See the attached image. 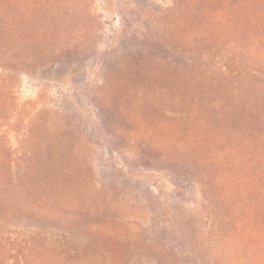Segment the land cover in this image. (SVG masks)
I'll use <instances>...</instances> for the list:
<instances>
[{"label": "rangeland", "instance_id": "rangeland-1", "mask_svg": "<svg viewBox=\"0 0 264 264\" xmlns=\"http://www.w3.org/2000/svg\"><path fill=\"white\" fill-rule=\"evenodd\" d=\"M263 83L264 0H0V264H264Z\"/></svg>", "mask_w": 264, "mask_h": 264}, {"label": "trees", "instance_id": "trees-1", "mask_svg": "<svg viewBox=\"0 0 264 264\" xmlns=\"http://www.w3.org/2000/svg\"><path fill=\"white\" fill-rule=\"evenodd\" d=\"M262 92L264 94V83H263V88H262ZM250 106H252V103H250ZM256 108V110H255ZM264 110V109H263ZM259 112L258 114L260 115L259 118L262 116L261 112H260V108L253 105L251 107V112L256 113ZM257 114V115H258ZM257 115H255V117H258ZM255 121V119H254ZM255 148L254 151L251 152L252 155V160L253 164H256V158L255 156L259 157V161H264V148H260L258 149L257 147H253ZM252 150V149H251ZM240 191H244V193L241 195L242 198H252V202L253 205L256 206L258 209H262L264 210V187H231V191H226L225 192V198H223V200H229V196H231L233 199H235V202L237 203V199L235 197V194H239ZM252 191H255L257 193V195L255 197H251V193ZM233 194V195H232ZM255 240L257 242H259L261 244V238L259 236L255 237Z\"/></svg>", "mask_w": 264, "mask_h": 264}]
</instances>
